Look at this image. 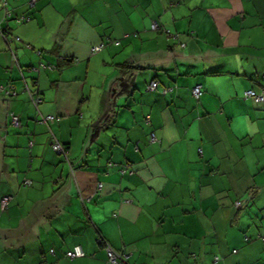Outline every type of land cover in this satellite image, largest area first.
<instances>
[{"label":"crops","instance_id":"crops-1","mask_svg":"<svg viewBox=\"0 0 264 264\" xmlns=\"http://www.w3.org/2000/svg\"><path fill=\"white\" fill-rule=\"evenodd\" d=\"M263 75L264 0H0V264H264Z\"/></svg>","mask_w":264,"mask_h":264},{"label":"built area","instance_id":"built-area-1","mask_svg":"<svg viewBox=\"0 0 264 264\" xmlns=\"http://www.w3.org/2000/svg\"><path fill=\"white\" fill-rule=\"evenodd\" d=\"M2 1V4L5 3V0H1ZM151 29L152 30H156L158 29V26L155 22H153L151 24ZM17 39V38H16ZM18 40V39H17ZM101 48V45L100 46H93L91 48V51L94 52V51H97ZM42 67H44V65L40 64ZM50 68V67H49ZM32 69H37L35 67H32ZM264 78V75L262 76ZM156 87V81H153L151 80L147 89H154ZM201 86L200 84H196L194 85L192 88H191V92H192V95L195 97V98H198L201 94ZM7 92H10L9 90H6V93ZM162 92H165V90H163ZM12 94H14V91H12ZM244 96L245 97H253L254 100L256 101H263L264 100V90H261L260 92L256 93L254 92L253 90H246L244 92ZM30 99L33 101L34 104H37L39 102V98L38 96H34L32 95L30 97ZM11 118H12V121L13 122H16L17 118L15 115H11ZM42 121H46L48 124L49 123H52L54 120H57L58 117H55L53 115H47V116H41L40 118ZM152 139H153V135L151 136ZM52 149L56 152V153H60L62 155L65 156L66 154V150L65 148L62 146V144L56 140L55 138L52 140ZM109 165H112L113 163L111 162H108ZM128 169V166L127 165H124L122 167V169L120 170L121 172L125 171ZM23 184H30V181L28 179H24L23 180ZM101 184H98V188L100 187ZM88 199V198H87ZM9 200V197L8 196H3L1 199H0V207L1 209L5 208L6 205H7V202ZM128 201V200H127ZM101 241V239L99 240ZM104 249H105V252H106V256H107V260L109 261L110 264H121L125 261V258H126V254L125 252L123 251H116L114 249H112L107 243L104 242ZM52 251V250H51ZM84 255V252L82 250V248L79 246V245H75L73 247L72 250L66 252V256L69 257V258H74V257H81Z\"/></svg>","mask_w":264,"mask_h":264},{"label":"rangeland","instance_id":"rangeland-1","mask_svg":"<svg viewBox=\"0 0 264 264\" xmlns=\"http://www.w3.org/2000/svg\"><path fill=\"white\" fill-rule=\"evenodd\" d=\"M74 60H75V59H74ZM35 68H37L36 70H38V67H35ZM53 68H54V66L52 65V66H50L49 69H53ZM118 72H120V71H118ZM131 72H132V71H131ZM131 72H130V73H131ZM130 73H129V77H130V82H131V78H132L134 75H137V73H133V74H130ZM99 74H100L99 71H96V70L90 72V75H89V77H88V83H87V86H86V90L89 89V83H93V82H96V81L98 80V78L100 77ZM150 81H151V80H149V81L147 82V87H148ZM192 87H193V86H192ZM110 88H111V86H110ZM106 89L109 90V86H107ZM129 89H131V83H130V85H126V86L122 85L121 87H120V86L117 87V92H116L115 96L112 97V101H116V97H124V95L127 93V90H129ZM134 90L138 91L137 89H134ZM111 91H113V88H111ZM91 94H92V95H91L92 98H94V96H95V92H94V88H93V87H92ZM106 94L109 95L108 93H106ZM251 98L254 99L253 97H251ZM81 104H83V109H84V110H88V112H91L92 114H95V113L93 112V109H94L93 101L89 104V106H88V102H87V100L84 101V102H82ZM97 104H98V103H97ZM87 107H88V108H87ZM10 114L13 116L12 113H10ZM16 122H17V120H16ZM16 122H13V123H16ZM71 138H72L73 144H74V146H75V148H76V140H77L76 129H74V130L71 132ZM50 146H51V148H52V142H51ZM77 148H78V147H77ZM52 150H53V149H52ZM53 151H54V150H53ZM54 152H55V151H54ZM108 166H109V164H108ZM67 168H68V167L66 166L65 169H67ZM70 170H71V169H70Z\"/></svg>","mask_w":264,"mask_h":264},{"label":"trees","instance_id":"trees-1","mask_svg":"<svg viewBox=\"0 0 264 264\" xmlns=\"http://www.w3.org/2000/svg\"><path fill=\"white\" fill-rule=\"evenodd\" d=\"M158 26V25H157ZM63 61H65V62H70V61H72V58H64L63 59ZM40 64H42V65H44V67H42L41 65H39L40 67H42V68H49L50 66H52V65H46L45 63H41L40 62ZM119 68H120V70L121 71H123L124 73H130L132 70H134V69H136V67L135 66H132L130 63L128 64V63H126V62H123L122 64H119ZM32 69V68H31ZM263 79V78H262ZM153 81H156V87L154 88V89H147V83H146V89L147 90H156L157 89V87H158V81L156 80V79H152ZM201 86V85H200ZM192 88V87H191ZM201 89V88H200ZM5 91L6 90H8V89H4ZM163 90H165V92L167 91V89L164 87V88H162L161 89V91H163ZM246 90H253V89H246ZM246 90H244L243 91V93H242V97L243 98H245V99H250L251 97H245L244 96V92L246 91ZM190 91H191V89H190ZM254 91V90H253ZM165 92H162V93H165ZM254 92H256V91H254ZM260 92V91H259ZM8 94L7 95H9L10 94V92H7ZM256 93H258V92H256ZM6 94V93H5ZM191 94H192V92H191ZM37 96H39V95H37ZM194 97V96H193ZM39 98V97H38ZM195 98V97H194ZM199 98V97H198ZM198 98H196V99H198ZM254 100V99H253ZM39 101H40V99H39ZM256 101V100H255ZM264 101V100H263ZM110 162V161H109ZM112 163V162H111ZM258 237L259 238H262V236H260V235H258ZM262 241H263V243H264V238H262ZM100 243L102 244L103 243V241H100ZM84 252V251H83ZM84 256V255H83ZM82 257V256H81Z\"/></svg>","mask_w":264,"mask_h":264}]
</instances>
